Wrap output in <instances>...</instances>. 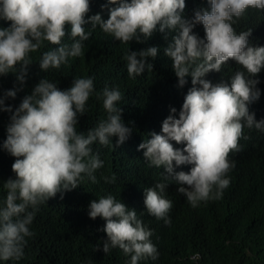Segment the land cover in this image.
I'll use <instances>...</instances> for the list:
<instances>
[{
    "label": "clouds",
    "instance_id": "1",
    "mask_svg": "<svg viewBox=\"0 0 264 264\" xmlns=\"http://www.w3.org/2000/svg\"><path fill=\"white\" fill-rule=\"evenodd\" d=\"M207 2L209 8L197 9L187 19L183 15L185 0H107L102 5L109 11L106 20L99 13L86 20L90 0H0V19L10 22L9 27L0 28V75L15 72L19 66L17 80L23 84L32 63L29 53L39 50L45 41L57 47L43 52L39 61L43 71L59 68L69 57L83 55L82 42L91 36L84 27L88 23L126 44L134 39L142 42L141 36L146 40L157 30L165 34V39L174 33L164 54L172 61L179 86L183 87L190 76L192 87L178 118L169 115L162 122V134L150 133L151 139L141 143L138 150H145L143 156L150 166L162 167L167 177L176 181L177 191L192 207L220 199L230 185L228 173L235 166L228 159L229 153L242 152L240 139L250 137L244 128L264 132V120L257 121L248 109L260 96L256 88L259 81L254 77L264 69V46L250 45L251 29L237 34L233 27L245 12L264 10V0ZM197 24L203 25V39L193 33ZM68 26L71 45L62 43ZM158 52L156 46L127 52L124 59L129 77L142 75L146 68L151 70L148 58L155 59ZM230 60L248 75L236 71L230 85L213 84L205 78L210 72H220ZM94 91L91 77L74 79L67 90L43 78L15 111L5 106V98H15L16 90L0 97V111L12 112L3 149L16 158L12 164L15 178L3 184L7 194L0 206V261H19L24 256L25 238L33 235L29 225L38 205L57 193L77 188L83 175L97 183L94 173L103 167V161L98 153L93 154L94 143L109 146L112 137H117L114 147H118L131 135L132 129L122 121L123 109L117 106L122 93L107 86L96 93L97 99H103L107 119L89 129L87 135L77 132L78 117L84 115ZM170 111L174 114L177 110ZM171 141L185 147L175 148ZM254 143L257 147L262 144L258 138ZM181 165L192 167L188 172H176ZM115 179V175L104 177L107 183ZM167 187L161 182L144 190L147 212L165 224L170 223L168 213L173 206L163 195ZM88 215L106 222L104 253L119 248L130 256L128 264L158 259L157 247L150 239L153 233L135 209L108 195L91 201Z\"/></svg>",
    "mask_w": 264,
    "mask_h": 264
},
{
    "label": "trees",
    "instance_id": "2",
    "mask_svg": "<svg viewBox=\"0 0 264 264\" xmlns=\"http://www.w3.org/2000/svg\"><path fill=\"white\" fill-rule=\"evenodd\" d=\"M185 3L183 15L187 19L194 16L195 10L210 7L207 0H185ZM105 4L107 0H90L91 8L85 19L99 13L106 20L109 11L102 8ZM9 26V21L0 19V28ZM84 27L91 36L82 42L83 55L69 57L59 68L43 71L39 66L43 52L57 47L45 41L39 50L29 53L32 63L23 84L17 80L19 66L15 72L0 75V97L8 90H16L15 98H5V106L15 111L43 78L67 90L74 79L91 77L95 91L86 102L84 115L78 117L77 132L87 135L89 129L107 119L103 99H97L96 95L107 86L118 88L122 93L117 106L123 109L122 121L132 129L131 135L118 147H114L117 137H112L109 146L94 143L92 152L98 153L103 161V167L94 173L97 183L83 175L77 188L57 193L38 205L29 225L33 235L25 238L24 256L19 261H0V264H128L130 256L119 248L103 252V244L108 239L103 231L106 222L100 217L93 220L88 215L90 202L108 195L135 209L138 218L153 233L150 239L157 247L158 259L141 260L139 264H264V132L244 128V133L250 137L240 139L242 152L229 153L228 159L235 166L228 173L230 185L223 191L222 198L192 207L177 191L176 181L167 177L162 167L150 166L143 156L145 150H138L141 143L151 139L150 133L162 134V122L169 115L178 118L185 95L192 87L190 76L186 77L183 87L179 86L172 61L164 54L174 33H169L165 39V34L157 30L146 40L141 36L142 42L134 39L126 44L105 34L99 26L93 29L88 23ZM233 27L237 34L251 29L250 45L264 46V10L245 12ZM66 31L68 34L62 43L71 45L70 26ZM193 33L205 38L202 24L195 25ZM152 46L159 49L155 59L148 58L153 68H146L135 78L129 77L125 54ZM238 70L248 75L242 66L230 60L222 65L220 72H210L205 78L213 84L230 85L231 77ZM254 78L259 81L256 88L260 96L248 109L260 121L264 120V69ZM171 108H175L176 113H171ZM11 115L12 112L0 111V206L7 194L3 184L15 178L12 164L16 158L3 149ZM257 138L262 142L259 147L254 143ZM171 143L178 149L185 147L183 143ZM191 167L181 165L175 171L188 172ZM113 175L114 183L105 182L104 177L111 179ZM161 182L168 185L163 195L173 205L168 213V224L150 215L144 204V190ZM96 247L99 250H95Z\"/></svg>",
    "mask_w": 264,
    "mask_h": 264
}]
</instances>
